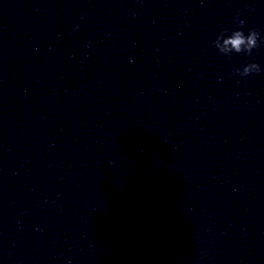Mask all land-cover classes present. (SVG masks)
<instances>
[{
	"label": "water",
	"instance_id": "95a60500",
	"mask_svg": "<svg viewBox=\"0 0 264 264\" xmlns=\"http://www.w3.org/2000/svg\"><path fill=\"white\" fill-rule=\"evenodd\" d=\"M0 264H264V0H0Z\"/></svg>",
	"mask_w": 264,
	"mask_h": 264
},
{
	"label": "clouds",
	"instance_id": "9594fccd",
	"mask_svg": "<svg viewBox=\"0 0 264 264\" xmlns=\"http://www.w3.org/2000/svg\"><path fill=\"white\" fill-rule=\"evenodd\" d=\"M243 23V21H241ZM259 33L255 30H249L248 34L245 35L240 29L234 30L225 39L223 45L219 41L215 42V46L223 54L235 53H250L252 48L256 47V41L259 39ZM258 65H245L243 73L241 75H248L252 71H258Z\"/></svg>",
	"mask_w": 264,
	"mask_h": 264
}]
</instances>
